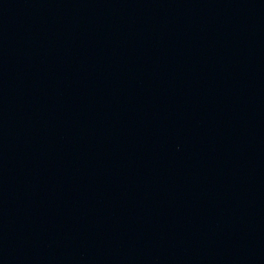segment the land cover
<instances>
[{
  "label": "water",
  "instance_id": "water-1",
  "mask_svg": "<svg viewBox=\"0 0 264 264\" xmlns=\"http://www.w3.org/2000/svg\"><path fill=\"white\" fill-rule=\"evenodd\" d=\"M0 264H264V0H0Z\"/></svg>",
  "mask_w": 264,
  "mask_h": 264
}]
</instances>
